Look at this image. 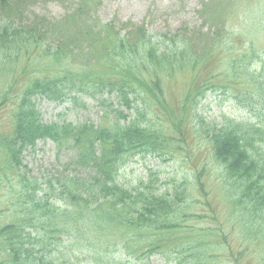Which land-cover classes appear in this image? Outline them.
I'll use <instances>...</instances> for the list:
<instances>
[{
	"label": "trees",
	"instance_id": "16d2710c",
	"mask_svg": "<svg viewBox=\"0 0 264 264\" xmlns=\"http://www.w3.org/2000/svg\"><path fill=\"white\" fill-rule=\"evenodd\" d=\"M90 4L86 1L84 5ZM21 5L18 2L13 8L9 0H0V61L39 46L61 62L62 45L53 50L47 43L53 41L49 37H56V43L64 41L67 24L78 28L69 42L75 43L79 37L99 42L109 36L106 49L110 52L106 56L115 65L113 74H101L89 67L46 74L22 89L14 131L0 138V191L6 196L12 193L0 207L1 213L10 212L0 218V264H82L75 259L79 258L76 254L92 245L89 238L115 227L121 229L123 238L118 257L129 261L124 264H264V50L251 44L249 51L230 62L233 77L250 86L237 97L254 113L255 122L228 118L222 125L196 124L198 134L212 144L220 172V192L226 207V218L221 219L212 206L197 201V191L207 198L203 182H198L195 192L186 183L175 185L173 191H161L154 185L153 174L150 183L143 181L136 187L120 179L122 169L135 156L173 158L184 150L174 141L184 145L187 106L190 101L199 104L197 99L210 82L202 84L194 95L190 91L177 123L178 117L165 109L169 118L154 114L158 121L155 126L148 111H154L152 97L163 108L158 70L178 63L194 64L197 57L191 52L195 43L190 38L168 36L160 43L161 37L147 35L146 39L145 33H134L135 38L129 33L117 37L107 23L80 29L77 21L85 9L61 23L40 19L48 23L43 26L46 30L37 24L21 26L15 24ZM199 41L203 43V39ZM14 49L16 53H12ZM254 60L258 61L257 68ZM138 63L152 68L155 77L142 78ZM103 92H117L122 106L132 112L125 114L110 103V111L116 114L115 118L105 114L110 123L104 122L105 115L96 123L47 122L42 118L41 99L79 103L85 96L96 98ZM168 120L180 137L165 130L171 128ZM39 141L55 143L64 170L32 174L24 163L25 152L36 148ZM199 205L210 211L199 210ZM208 219L212 226L198 223ZM68 244L72 245L65 248ZM97 256L105 255L94 252L90 260L95 264H99Z\"/></svg>",
	"mask_w": 264,
	"mask_h": 264
},
{
	"label": "rangeland",
	"instance_id": "374dc122",
	"mask_svg": "<svg viewBox=\"0 0 264 264\" xmlns=\"http://www.w3.org/2000/svg\"><path fill=\"white\" fill-rule=\"evenodd\" d=\"M10 6L15 7L21 2L20 15L15 18V24L31 26L37 24L40 29L46 30L47 22L40 19L47 18L49 22L60 23L76 13H82L77 23L80 29H86L90 24L107 23L109 29L115 36L125 35L135 38L134 33L146 34L149 37L160 38V43L165 37L187 38L193 44L194 51L191 53L197 57L193 63H185L161 68L157 74L161 78L164 101L163 108L158 104L155 97L150 99L152 109L148 111L150 120L158 126L155 115L161 117L167 109L171 115L177 116L180 120L184 110L186 97L193 90L194 93L205 82H210L208 90L199 95L197 102L190 101L186 112L188 121L184 126V145L174 141L177 147L182 149L171 157L135 156L131 158L122 169L120 179L130 187L139 186L141 182L150 183L154 176V185L161 191L174 190L175 185L186 183L195 192L198 190V182H203L204 194H199L197 201L202 204L208 203L219 214L221 219L226 218L224 198L220 192V172L211 151V145L204 135L197 132V122L211 123V126L222 125L228 118L237 122H255L254 113L244 107L237 97L238 93L248 89L250 86L243 79L234 78L230 62L251 49V44L264 50V0H9ZM90 1V5H84ZM46 23V24H45ZM1 24V23H0ZM45 24V25H44ZM65 33L68 37L61 43H56V37H48L47 46L56 48L62 45L61 62L57 63L53 54L47 55L46 51L39 46L22 51L20 54L10 56L0 61V138L9 136L14 131L15 113L19 104L22 89L35 77L46 74H58L65 70H81L89 67L101 74H113L112 65L115 63L108 60L106 49L110 37L104 36L99 42H91L86 39H79L73 43L69 42L70 35H75L78 28L66 24ZM131 34V35H130ZM102 34H97V37ZM203 39V43L199 41ZM106 40V42H104ZM179 40V41H180ZM169 42V41H168ZM181 42V41H180ZM171 42H169L170 44ZM69 44V45H68ZM40 48V49H37ZM45 48V47H44ZM58 48V47H57ZM61 48V47H60ZM247 50V51H246ZM43 51V52H42ZM12 53H16L14 49ZM147 63V60L144 59ZM180 61V60H178ZM145 62H141L144 64ZM110 63V64H109ZM7 64V65H6ZM115 65V64H114ZM254 67L257 68L258 61L254 60ZM108 66V67H107ZM111 66V67H110ZM139 75L150 80L154 78L152 68H144L138 63ZM173 68V69H172ZM254 69V68H253ZM155 74V75H154ZM96 98L85 96L79 103L52 102L47 99L38 101L44 121H71L78 122H99L103 115L110 114L115 118L116 114L110 111L113 107L129 111L120 100V95L115 93H99ZM106 104H103V102ZM201 101V102H200ZM157 102V103H155ZM129 112H132L130 110ZM155 114V115H154ZM170 121V120H168ZM194 123L192 124L191 123ZM105 123H110L105 115ZM165 124L166 122L163 121ZM165 130L169 134L180 137L173 123L170 121ZM180 148V147H179ZM71 156L73 153H70ZM69 154V156H70ZM65 157H63V161ZM24 163L35 176H40L45 171L56 174L64 170L60 163L55 143L52 141H39L34 149L25 152ZM68 172V171H67ZM153 174V176H152ZM200 177V178H199ZM198 187V188H197ZM191 190V189H190ZM12 197V193H7ZM5 191H0V207L6 205L7 198ZM199 210L209 212L203 205L198 206ZM9 210L1 213L0 218H5ZM200 225L212 226L211 220L199 221ZM121 229L114 228L105 233L91 236L87 250L76 254L75 258L82 264H95L91 261L92 254L100 251L103 258L97 256L99 264H124L128 260H121L120 249L123 248ZM113 242V243H112ZM72 244H68L65 248ZM74 245V244H73ZM96 250V251H95ZM154 262L158 258H154ZM258 263L257 259L255 260Z\"/></svg>",
	"mask_w": 264,
	"mask_h": 264
}]
</instances>
